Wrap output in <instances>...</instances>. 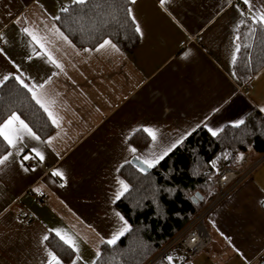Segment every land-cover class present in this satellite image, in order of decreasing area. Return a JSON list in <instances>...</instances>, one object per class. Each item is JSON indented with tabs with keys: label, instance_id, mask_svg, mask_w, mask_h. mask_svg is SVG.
I'll return each mask as SVG.
<instances>
[{
	"label": "crops",
	"instance_id": "1",
	"mask_svg": "<svg viewBox=\"0 0 264 264\" xmlns=\"http://www.w3.org/2000/svg\"><path fill=\"white\" fill-rule=\"evenodd\" d=\"M72 5L71 0H0V87L17 76L36 85L58 119V124L50 120L54 131L46 139L25 135L16 148L8 146L5 155H12L0 165V264H46L47 253L56 254L51 240L63 243L56 231L67 233L79 249L66 245L73 254L67 262L56 254L62 264H73L77 256L76 264H95L102 241L127 222L116 205L123 196L115 199L119 181L128 185L123 166L137 157L152 159L175 144L169 154L200 128L218 134L255 111L264 116V67L242 82L233 63L238 30L264 9V0H251V9L244 0L163 5L136 0L129 8L142 34L131 51L77 47L55 19ZM144 128L156 131V141ZM136 132L149 136L141 148L130 142ZM262 156L251 148L232 168L243 170ZM42 190L46 197L40 206L35 194ZM262 202L264 161L212 213L207 221L212 243L187 263L264 261ZM26 215L34 218L31 224L19 219Z\"/></svg>",
	"mask_w": 264,
	"mask_h": 264
},
{
	"label": "trees",
	"instance_id": "2",
	"mask_svg": "<svg viewBox=\"0 0 264 264\" xmlns=\"http://www.w3.org/2000/svg\"><path fill=\"white\" fill-rule=\"evenodd\" d=\"M129 7L128 0H90L85 6H70L57 23L81 49L111 40L122 51H131L140 37L128 15ZM238 37L240 50L234 72L240 81L247 82L264 67V26L247 20ZM12 112L42 139L54 131L46 113L14 78L0 87V122ZM148 141L143 132L130 139L136 148ZM251 148L264 153V116L257 111L238 127L226 126L215 136L200 128L147 172L132 163L123 166L120 173L129 190L116 205L130 229L115 245L103 244L95 264H145L210 201L208 194L216 187L220 162L226 159V164L234 167ZM7 151L8 145L0 138V158ZM197 194L200 197L194 200ZM50 245L64 261L71 259L72 250L65 244L52 239Z\"/></svg>",
	"mask_w": 264,
	"mask_h": 264
},
{
	"label": "snow or ice",
	"instance_id": "3",
	"mask_svg": "<svg viewBox=\"0 0 264 264\" xmlns=\"http://www.w3.org/2000/svg\"><path fill=\"white\" fill-rule=\"evenodd\" d=\"M90 2V0H71V4L73 5H80V6H85ZM128 2L130 3H135L136 0H128ZM166 2V0H161V4L163 5ZM244 3L246 5H249L250 9H251V0H244ZM62 12H69V7H63L61 9ZM128 15L131 17L132 19V23L135 24V32L136 33H141V27L138 23H136V18L134 15H132V9H127ZM55 19H60L59 16L55 17ZM253 22L254 23H259L262 26H264V9H259L256 12L253 13L252 16ZM24 32H26L28 35L32 36L33 40H36L37 37L35 35H33V33L28 29V28H24L23 29ZM56 33L63 38L65 41H67V37L64 36V34L62 32L59 31V29H55ZM142 34V33H141ZM237 39H239V37H237ZM106 47H111L115 50L118 51V49H116V45L112 43L111 40H104L103 43H101L99 45V48L97 49V51L101 50V49H105ZM247 47V46H246ZM240 50V45L236 46V51L239 52ZM87 51V49H86ZM48 59L53 63L56 64V67H61L60 64H58L50 55L48 56ZM235 56H233V63H235ZM9 77L5 76L3 78L4 81H6ZM16 80L20 83V85L22 87H24L25 89H27L29 92L32 93V99L36 101V103L38 105H40V107L44 110L45 113H47L48 118L52 121L53 124H58V119L57 117L54 115V113L52 111H50L48 103H46L45 101H43L41 99V96L38 94V90H37V86L36 85H32L29 86L28 84H26L24 82V80H22L19 76L16 77ZM0 83H2V81H0ZM44 85H40L39 88H43ZM51 103H54V101H52ZM244 121L240 120L236 125V127H238L240 124H243ZM213 136L217 135L216 131H213L211 128L208 129ZM144 132H146L153 141H156L157 139V134L156 131L151 129V128H144L143 129ZM27 135L28 137L32 138V139H36L39 140V136H37L32 129L29 127V125L27 123H25V121L23 119H21L20 115H18L16 112H12L7 119L3 120V122H0V138H2V140L10 147L12 148H16L17 144L22 142L24 139V136ZM180 141H177V143H179ZM176 145L173 144L170 148H166L159 156H153L152 159H144L141 161L142 164H146L148 168H152L154 167L157 163H159V161L161 159L164 158V156H166L168 154L169 151L172 150V148H174ZM132 152H135L136 149L132 148L131 149ZM12 155L11 153H8V155H4L2 158H0V165H3L6 161H8L9 156ZM36 155L40 157V159H43V156L41 155V153L36 152ZM24 159H29V157L25 156ZM137 159L139 160L140 157H137ZM141 171H143V169H141ZM54 176H60L61 178H63V173L60 171H54L52 173ZM119 184L121 185V188L117 191L116 195H115V199L119 200L122 196H124V194L128 191V185L124 182V181H119ZM38 191V190H37ZM264 203V202H262ZM116 215L119 217V219L121 221H124L123 216H120L119 213H116ZM129 230L127 222L124 221L123 226L118 229L111 237V239H108L106 241H102L103 243H107L108 245H115L117 240H119V238L121 236L124 235L125 232H127ZM55 235L61 240L63 241V243L65 245H67L69 248H71L74 252H78V246L76 245L75 241L72 239V237H70L67 233H62L61 231H56ZM44 240H48L49 237L45 236L43 238ZM49 259L46 262V264H62V261L57 257V255L54 252L49 251L47 253ZM100 253L97 252V257H99ZM80 257L77 256L76 259L73 261V264H76V261L79 260ZM168 260V264H172L173 261V257L169 256L167 257Z\"/></svg>",
	"mask_w": 264,
	"mask_h": 264
},
{
	"label": "built area",
	"instance_id": "4",
	"mask_svg": "<svg viewBox=\"0 0 264 264\" xmlns=\"http://www.w3.org/2000/svg\"><path fill=\"white\" fill-rule=\"evenodd\" d=\"M264 161V156L249 164L243 170L230 166L224 167L216 180V191L206 206L168 243H166L145 264H158L167 262V257H173L172 264H186L191 259L202 253L211 243L212 238L207 229V221L212 213L232 194L243 181L251 177ZM36 162L34 159L30 163ZM46 193L39 191L35 194L38 205H44ZM26 224H31L34 218L30 215L20 216ZM264 264V261H260Z\"/></svg>",
	"mask_w": 264,
	"mask_h": 264
},
{
	"label": "water",
	"instance_id": "5",
	"mask_svg": "<svg viewBox=\"0 0 264 264\" xmlns=\"http://www.w3.org/2000/svg\"><path fill=\"white\" fill-rule=\"evenodd\" d=\"M131 163H132L134 166H136L137 168H139L140 170L143 169V171H146V172L150 170V168H148L146 164H142V163H141V160H138L137 158H133V159L131 160ZM197 196L200 197L199 194H197ZM263 205H264V204H263ZM186 264H191V263H186Z\"/></svg>",
	"mask_w": 264,
	"mask_h": 264
},
{
	"label": "rangeland",
	"instance_id": "6",
	"mask_svg": "<svg viewBox=\"0 0 264 264\" xmlns=\"http://www.w3.org/2000/svg\"><path fill=\"white\" fill-rule=\"evenodd\" d=\"M238 160H239V159H238ZM226 162H227L226 159H224L223 161L220 162V164H219L220 169H219V171H218L217 177H218L220 171H221L224 167L230 166V165L226 164ZM230 167H231V166H230ZM215 191H216V189H215V187H213V188L210 190V192H209L208 195L212 198V196L214 195ZM194 200H198V196H196V197L194 198Z\"/></svg>",
	"mask_w": 264,
	"mask_h": 264
}]
</instances>
